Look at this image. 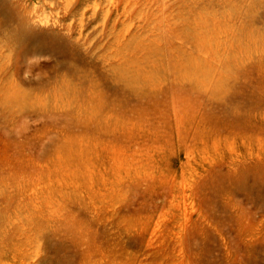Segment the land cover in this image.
<instances>
[{
	"label": "rangeland",
	"instance_id": "rangeland-1",
	"mask_svg": "<svg viewBox=\"0 0 264 264\" xmlns=\"http://www.w3.org/2000/svg\"><path fill=\"white\" fill-rule=\"evenodd\" d=\"M0 264H264V0H0Z\"/></svg>",
	"mask_w": 264,
	"mask_h": 264
},
{
	"label": "bare ground",
	"instance_id": "bare-ground-1",
	"mask_svg": "<svg viewBox=\"0 0 264 264\" xmlns=\"http://www.w3.org/2000/svg\"><path fill=\"white\" fill-rule=\"evenodd\" d=\"M23 24V23H22Z\"/></svg>",
	"mask_w": 264,
	"mask_h": 264
}]
</instances>
